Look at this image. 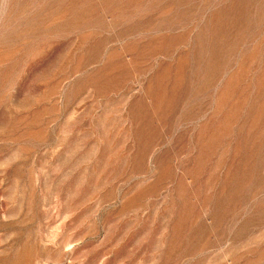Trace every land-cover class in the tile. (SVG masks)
<instances>
[{"label": "rangeland", "instance_id": "obj_1", "mask_svg": "<svg viewBox=\"0 0 264 264\" xmlns=\"http://www.w3.org/2000/svg\"><path fill=\"white\" fill-rule=\"evenodd\" d=\"M0 264H264V0H0Z\"/></svg>", "mask_w": 264, "mask_h": 264}]
</instances>
